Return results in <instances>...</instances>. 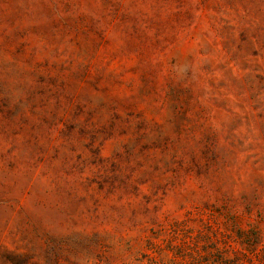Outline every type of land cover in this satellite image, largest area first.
<instances>
[{"label": "rangeland", "instance_id": "1", "mask_svg": "<svg viewBox=\"0 0 264 264\" xmlns=\"http://www.w3.org/2000/svg\"><path fill=\"white\" fill-rule=\"evenodd\" d=\"M0 264H264V0H0Z\"/></svg>", "mask_w": 264, "mask_h": 264}, {"label": "trees", "instance_id": "2", "mask_svg": "<svg viewBox=\"0 0 264 264\" xmlns=\"http://www.w3.org/2000/svg\"><path fill=\"white\" fill-rule=\"evenodd\" d=\"M183 230H186V228H183ZM187 232V231H186ZM203 234V230H199V235L201 236ZM209 240L211 239V237L210 236H208L207 237ZM210 243H212V246H213V248L216 250V252H219V253H223V252H225L226 251V245H227V241H224V246H219V241L216 239V240H212L211 239V242ZM187 246L189 247V248H194L196 251H200L199 250V248L196 246V244L195 243H192V244H187Z\"/></svg>", "mask_w": 264, "mask_h": 264}]
</instances>
